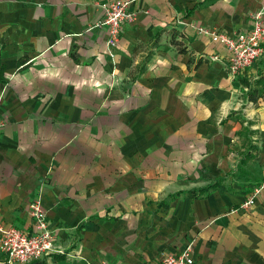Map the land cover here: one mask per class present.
Listing matches in <instances>:
<instances>
[{"label":"crops","instance_id":"1","mask_svg":"<svg viewBox=\"0 0 264 264\" xmlns=\"http://www.w3.org/2000/svg\"><path fill=\"white\" fill-rule=\"evenodd\" d=\"M105 1L0 0V220L30 230L39 198L66 252L26 264H161L188 245L194 264H264V53L234 76L198 29L248 31L264 0H132L113 45ZM247 125L259 151L241 165Z\"/></svg>","mask_w":264,"mask_h":264},{"label":"built area","instance_id":"2","mask_svg":"<svg viewBox=\"0 0 264 264\" xmlns=\"http://www.w3.org/2000/svg\"><path fill=\"white\" fill-rule=\"evenodd\" d=\"M99 4L105 11L100 25L106 27L109 43L113 45L118 41L124 24L136 19V12L131 9L132 0H111ZM262 14V11L254 14L250 30L234 35L217 28L206 26L198 28L201 33L211 36L213 41L221 43L228 49L227 66L234 76L242 74L264 53ZM211 58L217 60L219 57L213 55ZM2 126L0 120V134ZM254 202L255 198L249 197L242 207L249 209ZM28 212L32 220L30 230L12 224L5 225L0 220V252L6 254L7 263L26 264L53 253H66L57 245V230L49 222L48 210L39 198L30 201ZM161 256V264H194L193 245L186 246L181 252H165Z\"/></svg>","mask_w":264,"mask_h":264},{"label":"trees","instance_id":"3","mask_svg":"<svg viewBox=\"0 0 264 264\" xmlns=\"http://www.w3.org/2000/svg\"><path fill=\"white\" fill-rule=\"evenodd\" d=\"M4 71V66L0 63V78H2ZM261 86V87H260ZM264 92V79L261 78L259 81L256 83V87H254L253 90L250 91L249 97L253 101H257L259 96H261ZM251 133H253V130H251L250 126H244V129L239 131V135L243 136L245 138V141L248 144L247 151L245 153V157L243 158L242 161H240L241 165L245 164V162L251 158L257 159V153L259 151V147L254 143V141L251 139ZM225 181L224 178H219L215 182L200 188L198 191L199 195H208L210 192L214 191L218 187L222 185V183Z\"/></svg>","mask_w":264,"mask_h":264}]
</instances>
